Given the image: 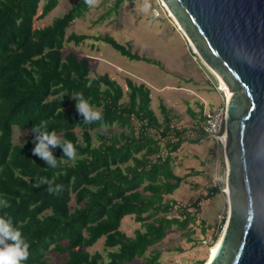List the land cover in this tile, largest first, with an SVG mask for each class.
<instances>
[{
	"label": "trees",
	"instance_id": "1",
	"mask_svg": "<svg viewBox=\"0 0 264 264\" xmlns=\"http://www.w3.org/2000/svg\"><path fill=\"white\" fill-rule=\"evenodd\" d=\"M59 1L44 0L40 7V0H0V200L9 205L0 204V217L10 219L30 245L21 264H55L49 252L65 254L60 264H138L140 258L157 264L160 250L148 255L147 250L172 228L187 234L195 220L187 205L166 196L186 179L174 172L175 153L184 142L204 137L203 105L197 112L187 108L199 132L190 138L189 128L163 103L158 117L144 83L126 77L124 89L108 73L90 76L87 57L62 55L66 43L88 38L67 32L89 9L84 0L34 27ZM123 1L115 0L100 20L118 13ZM98 39L131 60L145 59L112 36ZM74 93H83L103 119L84 123ZM42 120L49 132L74 145L75 162L63 157L53 169L32 154L31 129ZM52 152L57 159L63 156L59 147ZM43 177L55 178L62 190L49 194L47 185L36 187ZM128 215L140 224L132 236L121 229ZM101 239L103 252L91 251Z\"/></svg>",
	"mask_w": 264,
	"mask_h": 264
},
{
	"label": "rangeland",
	"instance_id": "2",
	"mask_svg": "<svg viewBox=\"0 0 264 264\" xmlns=\"http://www.w3.org/2000/svg\"><path fill=\"white\" fill-rule=\"evenodd\" d=\"M76 1L60 0L45 18L35 20L34 27L51 23ZM114 1L99 0L96 6L89 7L82 17L70 24L68 33L86 34L88 38L79 44L66 43L62 55L72 53L78 58L87 57L92 69L90 76L108 73L124 89L126 77L144 83L151 91V106L158 117H162L160 104L163 103L177 114L179 124L189 128V137H197L199 132L194 131L197 126L191 122L187 108L197 112L202 104L205 114L224 106L226 95L220 89L217 76L194 53L189 39L179 30L171 17L172 11L163 0H149L151 8L148 12L142 10L144 0H124L118 13L112 12L100 20ZM43 3L44 0H40V7ZM104 35L131 47L132 52L145 59L131 60L121 55L112 45L98 39ZM224 148L215 138L204 134L199 142H184L175 153L174 172L186 179L166 198L187 205L195 212V220L184 230L187 234L172 228L162 241L147 250V255L152 249L160 250L157 264H206L212 248L221 239L229 213L224 193L227 172ZM212 187H217L216 191L206 197ZM197 198L200 199L196 207L193 204ZM139 227V222L129 215L121 223V229L130 236ZM103 248L101 239L90 250L103 252ZM48 257L53 263L60 264L65 254L49 252ZM138 264H144V259H138Z\"/></svg>",
	"mask_w": 264,
	"mask_h": 264
},
{
	"label": "water",
	"instance_id": "3",
	"mask_svg": "<svg viewBox=\"0 0 264 264\" xmlns=\"http://www.w3.org/2000/svg\"><path fill=\"white\" fill-rule=\"evenodd\" d=\"M228 87L231 216L210 264H264V0H164Z\"/></svg>",
	"mask_w": 264,
	"mask_h": 264
},
{
	"label": "clouds",
	"instance_id": "4",
	"mask_svg": "<svg viewBox=\"0 0 264 264\" xmlns=\"http://www.w3.org/2000/svg\"><path fill=\"white\" fill-rule=\"evenodd\" d=\"M98 2L99 0H84V3L90 7L96 6ZM150 8L149 0H144L142 10L148 12ZM74 95L76 97V110L83 117L84 123L89 124L103 119L100 111L94 110L88 101L84 99L83 93H74ZM224 128L225 123L221 133ZM31 132L35 137V147L32 150V154L43 160L47 167L57 168L58 161L59 163L65 162L63 157L75 162L77 153L74 145L70 141L61 140L54 131L49 132L47 130V121L42 120L35 124ZM218 143L220 142L218 141ZM57 147L62 149L63 152V156L60 159H57L52 152V149ZM43 185H47L49 194L59 193L62 190V186L55 183V178H39L36 187ZM0 204L4 207L9 206L7 201L3 200H0ZM29 247L30 245L23 239L21 231L12 225L11 220L0 217V264H21L29 256Z\"/></svg>",
	"mask_w": 264,
	"mask_h": 264
},
{
	"label": "bare ground",
	"instance_id": "5",
	"mask_svg": "<svg viewBox=\"0 0 264 264\" xmlns=\"http://www.w3.org/2000/svg\"><path fill=\"white\" fill-rule=\"evenodd\" d=\"M164 1V0H163ZM165 2V1H164ZM166 3V2H165ZM170 9V8H169ZM168 11V10H167ZM170 11V10H169ZM171 13V17L172 18H174V20H175V22H176V24L178 25V27H179V30L185 35V32H184V30H183V28H182V26H181V24L176 20V18H175V16H174V14H173V12H170ZM171 18V19H172ZM188 38V37H187ZM189 42H190V45H191V47L193 48V51H194V53L196 54V55H198V56H200L199 55V52H198V50L196 49V47L192 44V42L189 40ZM201 57V56H200ZM202 58V57H201ZM202 60H203V62H204V64L217 76L216 78L218 79V82H219V84H220V89L225 93V95H226V99H225V101L226 100H229V91H228V87L226 86V84L223 82V80L221 79V77L220 76H218L215 72H214V70L213 69H211L210 67H209V65L205 62V60L202 58ZM223 93V94H224ZM224 95V96H225ZM225 118H226V115H225ZM225 131V132H224ZM217 140L220 142V144H222L225 148H226V146H227V144H228V141H229V133H228V130H227V128L225 127L224 128V130H223V132L222 133H220L219 135H218V137H217ZM225 163H226V169H227V167H228V164H227V160H225ZM227 171V170H226ZM225 184H226V186H225V188H224V193H225V195H226V197H227V200H228V203H229V213H228V218H227V223L225 224V229L223 230V234H224V232H225V230H226V228H227V226H228V224H229V220H230V216H231V203H230V200H229V198H228V196H229V193H230V188H229V183H228V181H226L225 180ZM222 234V235H223ZM222 237V236H221ZM221 240V239H220ZM220 240H219V242H220ZM219 242H218V244L216 245V247H214L212 250H211V253H210V257H209V259H208V261H207V263L206 264H210V262H211V260H212V258L214 257V255L216 254V252H217V250H218V245H219Z\"/></svg>",
	"mask_w": 264,
	"mask_h": 264
},
{
	"label": "built area",
	"instance_id": "6",
	"mask_svg": "<svg viewBox=\"0 0 264 264\" xmlns=\"http://www.w3.org/2000/svg\"><path fill=\"white\" fill-rule=\"evenodd\" d=\"M203 121V132L208 136L217 140L218 135L223 129L225 121V107H221L217 111L205 113Z\"/></svg>",
	"mask_w": 264,
	"mask_h": 264
}]
</instances>
